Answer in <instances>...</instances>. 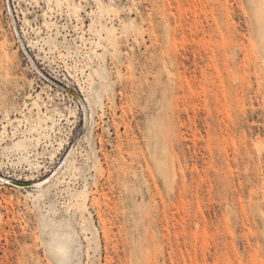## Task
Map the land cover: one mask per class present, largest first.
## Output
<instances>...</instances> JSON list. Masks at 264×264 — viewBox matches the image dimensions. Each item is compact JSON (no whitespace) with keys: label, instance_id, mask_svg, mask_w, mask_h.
<instances>
[{"label":"rangeland","instance_id":"1","mask_svg":"<svg viewBox=\"0 0 264 264\" xmlns=\"http://www.w3.org/2000/svg\"><path fill=\"white\" fill-rule=\"evenodd\" d=\"M0 264H264V0H0Z\"/></svg>","mask_w":264,"mask_h":264},{"label":"bare ground","instance_id":"2","mask_svg":"<svg viewBox=\"0 0 264 264\" xmlns=\"http://www.w3.org/2000/svg\"><path fill=\"white\" fill-rule=\"evenodd\" d=\"M154 136L156 142L158 143L159 140L157 134ZM166 159L162 158V156L161 157L159 156L157 158L155 157V167L157 171L162 175L164 180L168 182V185L171 186V184L174 182V178L176 174L173 163L171 161L170 163H168V160ZM97 161L101 162L100 157L97 159ZM40 180L41 179H39L38 181ZM69 247H70V236L68 235V233H62L58 235L56 245L53 248L54 256L56 257V260L58 262L62 263L67 260L68 257L67 252Z\"/></svg>","mask_w":264,"mask_h":264}]
</instances>
